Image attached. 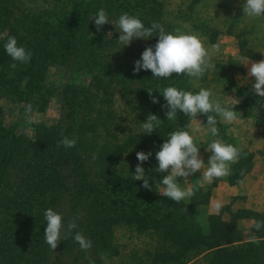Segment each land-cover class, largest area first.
Here are the masks:
<instances>
[{
    "label": "trees",
    "instance_id": "1",
    "mask_svg": "<svg viewBox=\"0 0 264 264\" xmlns=\"http://www.w3.org/2000/svg\"><path fill=\"white\" fill-rule=\"evenodd\" d=\"M18 1L0 0V31L7 30L0 42V89L24 93L26 99L37 92L47 93L46 72L56 64L115 74L114 69L97 62L103 46L87 37L91 30L86 17L101 8L110 13L132 0H70V9L59 12L63 17L53 22L30 11L15 16L11 6ZM11 36L32 52L30 63L15 62V69L4 48ZM77 43L79 55L74 54ZM239 51L249 55L241 45ZM57 96L59 122L37 124L33 138L16 137L0 128V264H57L64 255L74 254L80 245L73 236L61 241L55 251L45 242L44 212L49 208L61 213L65 223L76 219L73 235L79 231L92 241L87 252L96 261L102 253H117L114 228L129 224L155 231L161 244L174 247L179 264H264V229L255 230L261 235L259 244L242 242L235 220L223 222L221 212L208 216L206 230L179 228L172 209L196 213L200 192H195L187 206H176L156 193L154 180L149 181L152 189H146L143 181L123 174L126 156L144 149L150 138L146 140L143 132L131 133L130 126L120 123L122 117L114 110L101 79L95 78L90 87L67 85L57 89ZM124 131L125 136L120 137ZM64 136L76 138V146L66 149L60 145ZM153 137L166 140L163 132H154ZM79 208L85 211L82 224L77 220ZM233 244L235 254L230 255L227 247ZM157 261L154 258L152 263Z\"/></svg>",
    "mask_w": 264,
    "mask_h": 264
},
{
    "label": "rangeland",
    "instance_id": "2",
    "mask_svg": "<svg viewBox=\"0 0 264 264\" xmlns=\"http://www.w3.org/2000/svg\"><path fill=\"white\" fill-rule=\"evenodd\" d=\"M69 1L20 0L14 3L11 9L15 16L30 11L31 15L38 14L43 20L53 22L63 17L59 12L70 9ZM244 2L245 0H200L198 3L194 0H132L129 5L115 6L110 13H106L114 25L105 24L101 31H97L92 19L95 14H89L86 20L90 23L91 33L87 37L92 38L94 42L99 41L103 46L96 60L99 64L114 69L115 74L106 76L96 70L93 72L81 71L79 68L72 70L68 65L56 64L50 66L46 72L44 84L47 93L37 92L26 99L24 93L13 94L1 88L0 128L16 137L33 138L37 124L53 126L61 118L57 89L71 84L90 87L95 78L101 79L112 97L114 110L122 117L120 123L130 126L131 133L143 132L146 140L147 137L150 138L141 151L152 152V156L142 167L150 180H154L158 195L162 196L159 194L164 187L161 180L167 173L154 171L158 167L155 153L165 141L154 139L153 134L144 133L142 122L146 121L150 113L164 120L155 133L163 132L166 139L172 131H189L200 147L205 163L211 155L207 147L213 140L232 144L246 153L241 156L238 163L231 166L232 174L228 177L215 180L211 184L200 179L199 172L188 177L186 186L200 192V205L196 213L181 214L179 210L171 209L175 214L174 218L179 222V228L199 227L206 230L208 216L218 214L215 205L219 202L222 204L221 220L223 222L235 220L242 242L252 241L253 236L258 240L261 235L255 231L254 225L257 220L254 215L264 219V99L252 91L251 85L255 79L248 76L250 65L248 67L244 65L250 61L264 59V17H247L242 10ZM123 13L137 16L145 26L159 22L167 32L174 33L179 28L181 33L197 35L212 53L214 67L200 79L190 78L186 74L179 76L173 74L171 79H157L153 78L150 70L143 69L134 74L135 61L141 58L147 47L158 42V36L148 40L135 39L130 46L124 47L118 41L120 30L115 26ZM82 32L86 31H79ZM108 32H112V36L106 39ZM6 35V29L0 31V42ZM78 44L73 47L75 55L81 54V49H77ZM214 45H219V52L213 49ZM240 45L250 56L241 55ZM169 86L193 94L199 92L201 88L210 89L222 104L228 106L236 104L234 110L240 113V118L230 123L220 122V118L217 117L219 135L216 137L211 135L205 115L191 121L190 128L185 127L189 123V117L183 112L178 113L176 120L168 121L165 115L167 109L163 107L166 101L159 91ZM147 89L153 91L152 95L159 99V103L151 102ZM134 118L136 119L133 120ZM165 127H168L166 133ZM125 134L126 131L120 134V137ZM136 153L135 151L126 156L122 167L124 175L135 173L139 163ZM241 180L244 181L243 184L239 182ZM178 182L185 186L184 178H178ZM173 202L176 206L180 204L187 206L190 200ZM67 212L71 213L70 208ZM78 213L77 220L82 224L85 211L79 208ZM112 238L118 250L115 254L102 253L96 261L95 257L79 246L72 256L64 255L57 264H153L154 258L158 259L157 264H179L180 256L175 254L174 247L161 244L158 235L149 228L139 230L136 226L120 224L114 228ZM235 250V244L227 247L230 255H234Z\"/></svg>",
    "mask_w": 264,
    "mask_h": 264
},
{
    "label": "clouds",
    "instance_id": "3",
    "mask_svg": "<svg viewBox=\"0 0 264 264\" xmlns=\"http://www.w3.org/2000/svg\"><path fill=\"white\" fill-rule=\"evenodd\" d=\"M243 13L249 18L264 17V0H245ZM92 19L95 22L97 31H101L105 24L111 23L106 11L101 8ZM114 25V24H113ZM119 28L120 44L130 46L135 39H151L158 36V42L154 46L147 47L141 58L135 61L134 74L139 73L141 69L151 71L153 78L171 79L173 74L187 75L190 78L200 79L205 73L214 67L212 62V53L205 47L202 39L194 34H184L177 28L175 32H167L162 24L153 22L151 26H145L143 21L137 16H131L128 13L120 15L116 25ZM112 36V32H108L106 39ZM8 56L12 58L14 63L10 65L12 69L17 67V63H30L32 52L18 45L16 37L11 36L4 45ZM213 49L219 52V45H214ZM243 59V58H242ZM248 68V76L255 79L251 85V89L259 97L264 99V59L259 61H250L245 64ZM151 96L152 103H159V99L152 95L153 91L147 89ZM166 104L163 105L167 111L165 115L168 121L177 119L180 112L189 117V123L185 127H191V121L198 119V116L205 115L207 117V125L213 137L219 135L217 127V117L220 122H236L240 118V113L234 110V106L222 104L211 92L210 89L201 88L199 92L193 94L190 91L178 89L173 86L166 87L159 91ZM238 104V103H237ZM164 120L156 114H149L145 122H142V129L145 134L151 135L161 125ZM76 138L64 136L60 145L66 149L76 146ZM207 151L211 153L207 163H205L200 147L193 135L187 130H176L169 133V138L161 145L159 151L155 153L158 161V167L154 169L158 173H167L164 175L161 183L164 186L159 194L167 197L176 203L184 200H190L195 191L191 187H187L188 177L199 172L203 181L211 184L215 180L228 177L232 174V165L239 162L243 153L242 149L232 145L222 143L219 140H213L207 147ZM139 163L136 166L133 179L135 181H143V187L152 189L150 186V178L146 175L143 163L148 161L152 156V152H137ZM243 176V170L241 171ZM178 178H184L185 186L178 182ZM243 184V180L239 181ZM222 204L217 202L215 205L216 212L219 214ZM187 211V209H186ZM46 220V228L44 230V239L48 246L55 251L61 241L67 240L69 236L79 243L82 250L88 251L92 248V241L86 238L81 232L75 231L78 225L76 219L67 223L64 222L63 215L49 208L44 212ZM255 230L264 229V221H258L254 225ZM252 242L259 244L260 241L252 237Z\"/></svg>",
    "mask_w": 264,
    "mask_h": 264
}]
</instances>
